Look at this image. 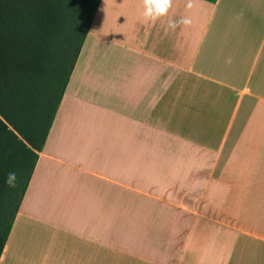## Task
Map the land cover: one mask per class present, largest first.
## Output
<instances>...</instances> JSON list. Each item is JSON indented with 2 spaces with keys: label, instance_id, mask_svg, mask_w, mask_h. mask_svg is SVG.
<instances>
[{
  "label": "crops",
  "instance_id": "1",
  "mask_svg": "<svg viewBox=\"0 0 264 264\" xmlns=\"http://www.w3.org/2000/svg\"><path fill=\"white\" fill-rule=\"evenodd\" d=\"M188 3L100 0L0 264H264V0Z\"/></svg>",
  "mask_w": 264,
  "mask_h": 264
},
{
  "label": "trees",
  "instance_id": "2",
  "mask_svg": "<svg viewBox=\"0 0 264 264\" xmlns=\"http://www.w3.org/2000/svg\"><path fill=\"white\" fill-rule=\"evenodd\" d=\"M99 3L0 0V257Z\"/></svg>",
  "mask_w": 264,
  "mask_h": 264
},
{
  "label": "clouds",
  "instance_id": "3",
  "mask_svg": "<svg viewBox=\"0 0 264 264\" xmlns=\"http://www.w3.org/2000/svg\"><path fill=\"white\" fill-rule=\"evenodd\" d=\"M144 8L142 15L146 20L155 21L157 18L165 15L169 8L171 7V0H143ZM191 7V0L187 5ZM177 23H189L187 19L182 18L180 21H169L168 27L175 29ZM17 179L16 172H9L7 174L5 183L10 187H15V182Z\"/></svg>",
  "mask_w": 264,
  "mask_h": 264
}]
</instances>
